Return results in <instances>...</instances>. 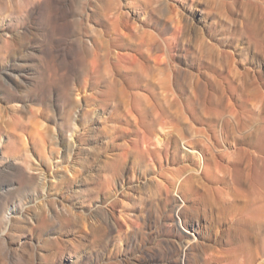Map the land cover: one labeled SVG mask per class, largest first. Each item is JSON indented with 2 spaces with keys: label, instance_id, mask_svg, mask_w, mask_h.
<instances>
[{
  "label": "rangeland",
  "instance_id": "rangeland-1",
  "mask_svg": "<svg viewBox=\"0 0 264 264\" xmlns=\"http://www.w3.org/2000/svg\"><path fill=\"white\" fill-rule=\"evenodd\" d=\"M251 31L264 38V0H0V264H264V248L247 255L233 239L245 218L247 240L264 237V167L229 220L217 192L232 189L211 180L213 164L178 189L197 159L145 149L156 116L176 125L171 113L193 105V77L220 78L217 119L189 117L195 138L251 162L264 134V86L246 92L264 83Z\"/></svg>",
  "mask_w": 264,
  "mask_h": 264
},
{
  "label": "bare ground",
  "instance_id": "bare-ground-1",
  "mask_svg": "<svg viewBox=\"0 0 264 264\" xmlns=\"http://www.w3.org/2000/svg\"><path fill=\"white\" fill-rule=\"evenodd\" d=\"M251 32L253 33L252 34L253 36L254 35L257 37L261 36L256 31L254 32L251 31ZM118 35L121 38L123 37L120 34ZM261 37L263 38V36ZM259 44H261V48L258 50V52L261 55H263L262 57H264V45L262 41L261 43L259 42ZM136 65L141 68L145 67V64L141 62H137ZM168 65L169 64H164V65L154 64V69L160 73H163L165 72V70L169 69ZM207 68L215 73L217 72L215 67L207 66ZM166 83L169 84V79L166 80ZM247 85H248V90H246L247 96L249 98L252 97V100H254V98H260L259 97L261 94L260 91H261V88L264 86V83L259 79H254L253 81H248ZM188 89L190 92L189 96L192 98V100L194 99L193 105H190L188 108H185V109L181 108L176 113H171V115L175 118L174 120L176 121V125L168 126L167 122H165L159 116H156L155 117L156 126H158V128L153 130L150 143L145 141V147H146L145 149L147 152H149V149H151L152 145H154L155 147L160 146V145L161 146L165 145L166 149L171 148L173 150V155L171 157L173 160H176L180 153L181 154L185 153L186 156L191 155V157L197 159L196 167L194 168L192 167L193 169L189 171L191 173L190 175L182 174L178 176L176 180L178 184V189L186 188L187 186H185V184L188 182H190V186H189L190 188L189 187L188 188L193 189V185L191 183L192 178H196V179H198L197 177L211 178L209 177L210 176L209 171L212 169L209 168V164L210 163L213 164L214 166L213 168L214 170H217V173H214L215 172L214 170L211 171L213 175V178H211V180L215 181L216 183L226 184L230 186L232 189L231 192L230 191L229 192H226V191L217 192V193L222 194L221 198L219 197L220 200L218 201V204H221L220 206L221 210H218V212L220 213L225 212L226 213L225 215L228 216L227 219H229L232 216L231 213L235 214L237 217L239 216V212L243 210L242 208H244V204H245V202L243 201V196L240 193L239 188L244 184V182H246V180L251 181V182L255 180H259V177H260L259 172L261 171L260 169L264 167V159L262 158L264 156V134L262 135L261 140L254 144L256 154L253 153V154L248 155L249 157H251V162L248 161L246 163L245 168H243L242 167L243 162L241 160L239 161L232 160L228 152H220L218 150V147H220L221 144L224 146H226L227 144L226 141H224L223 139H222V142L220 143L211 137H207L205 133L202 134V140L196 139L195 138L196 130L191 125V121L189 120L190 119L189 117L191 118L194 117V115L192 116V114L194 111L198 109H201L209 117L210 121H215L217 119L218 114L213 112V110H215V108L218 107L219 104L222 103V99L227 93V87L225 85V82L221 80L220 78L219 80L217 79L204 80L201 77H196V78L193 77V79H191V81L188 84ZM162 97L165 100V103L169 107H171V105L177 102V99L175 98V95L169 85H167L166 89H163ZM253 106L256 107L255 104ZM256 109H259V107H256ZM181 126L189 127L190 129H192L191 131L194 132V134L191 137L186 136L183 133V128ZM225 148L228 150L227 146ZM169 154L170 152L167 151L166 159H168ZM259 162H261L260 163L262 166L261 168H260ZM223 163H226V164L223 165ZM193 180L195 181V179ZM215 191L216 190H211L210 192L214 193ZM242 222H239V225L241 226V228H239L238 231L235 232V237L233 239H236L237 241H239L240 244H241L240 240L244 239L242 246L247 251V255H251L250 252H253V250H260L256 248V246L259 245L261 246V249L264 248V239H263L264 237L261 238L259 236H254V240H251V241L249 239L247 240V236H244L246 233L245 227L247 225L246 218L243 219ZM251 223H253L252 224L253 226H251V229L256 230L257 235L258 234L260 235L261 229L263 228V221L259 219L258 221L251 222ZM204 227L205 225L203 226V228ZM200 228H201L200 223L197 220L191 225L190 231L188 232L186 231L188 234H190L191 241H193L192 243H196L198 241L197 236L200 234V231H199ZM263 251L261 252L258 251V252L259 254H262ZM263 255H264V252L261 256ZM257 259L254 260V256L251 255L249 259L250 260L249 264H252L254 262L257 264H263L262 259L261 261Z\"/></svg>",
  "mask_w": 264,
  "mask_h": 264
}]
</instances>
